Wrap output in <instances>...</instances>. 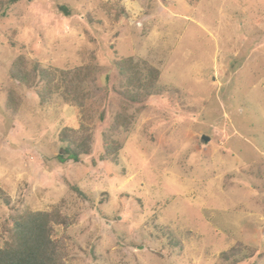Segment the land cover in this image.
<instances>
[{
	"label": "rangeland",
	"instance_id": "obj_1",
	"mask_svg": "<svg viewBox=\"0 0 264 264\" xmlns=\"http://www.w3.org/2000/svg\"><path fill=\"white\" fill-rule=\"evenodd\" d=\"M19 57L32 85L9 74ZM127 57L159 77L111 132ZM89 66L79 105L63 92ZM63 129L90 155L59 159ZM0 189V244L13 210L57 205L67 264H264V0L0 4Z\"/></svg>",
	"mask_w": 264,
	"mask_h": 264
},
{
	"label": "trees",
	"instance_id": "obj_2",
	"mask_svg": "<svg viewBox=\"0 0 264 264\" xmlns=\"http://www.w3.org/2000/svg\"><path fill=\"white\" fill-rule=\"evenodd\" d=\"M16 0L0 1L1 5L10 4ZM119 73L122 76L123 84L125 87L124 92H120L122 100L118 104V113L114 115L113 122L109 127L111 132L117 131L119 128L126 129L130 122V116L126 113L129 107V102L139 101V89L143 90V95L147 96L151 92V86L159 77V71L154 67L147 65V62L142 61L135 63L132 57L122 58L115 63ZM26 64L22 57L14 61L9 74L18 79L22 83L32 85V79L26 70ZM95 66H89L88 68H82L75 74L74 82L69 81V87L64 89L63 94H72L73 100L77 101L79 105L83 103V100L89 96V93L84 94L83 89L86 88L85 81H93L94 74L93 69ZM36 69V68H35ZM144 70L146 71L145 79ZM36 73L40 80H44L46 76L49 80L46 84V91H49V87L56 88V83L53 81V73L37 69ZM80 74H83L81 76ZM124 85V86H123ZM37 86V83H36ZM67 86V85H66ZM39 87V85H38ZM134 89L136 93H131L130 88ZM40 94V92H38ZM44 96V97H43ZM41 99L45 100V94L40 95ZM67 99V98H66ZM18 96L10 92L6 99V108L15 113L19 104ZM68 100V99H67ZM69 130L63 129L59 135V140L65 144L63 148V154L59 159H68L73 162H78L81 156H87L91 153L89 140L87 137L77 141ZM112 134H102L101 146L103 153L100 155L101 161L111 159L115 161V156L121 148L119 142L114 141L111 138ZM71 188L81 194L80 191L71 186ZM0 198L4 205L10 206L9 198L0 189ZM68 219L63 215L59 207L54 205L48 211H32L28 208L22 210H13L8 215V223H4L5 239L0 244V264H67V252L64 242L61 239H55L53 237L54 226H67Z\"/></svg>",
	"mask_w": 264,
	"mask_h": 264
},
{
	"label": "water",
	"instance_id": "obj_3",
	"mask_svg": "<svg viewBox=\"0 0 264 264\" xmlns=\"http://www.w3.org/2000/svg\"><path fill=\"white\" fill-rule=\"evenodd\" d=\"M207 139H208V138H207ZM207 139H206V138H203L204 141H207Z\"/></svg>",
	"mask_w": 264,
	"mask_h": 264
}]
</instances>
